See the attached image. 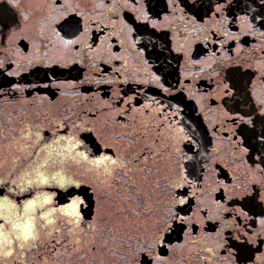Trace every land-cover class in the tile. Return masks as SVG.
<instances>
[{"label": "flooded vegetation", "instance_id": "1", "mask_svg": "<svg viewBox=\"0 0 264 264\" xmlns=\"http://www.w3.org/2000/svg\"><path fill=\"white\" fill-rule=\"evenodd\" d=\"M0 135V264H264V0H0Z\"/></svg>", "mask_w": 264, "mask_h": 264}, {"label": "rangeland", "instance_id": "2", "mask_svg": "<svg viewBox=\"0 0 264 264\" xmlns=\"http://www.w3.org/2000/svg\"><path fill=\"white\" fill-rule=\"evenodd\" d=\"M5 139L6 138H3L2 135H0V197L9 198L11 199L12 202L16 203L15 204L16 206H18L21 200L19 201L14 200L15 198L14 195L10 194V190H14L12 187L13 185H16V187L18 186V189H16V193L19 194L18 192L20 191V189H21L20 193H23L24 191H26L25 190L26 185L34 184L35 182L39 183V176L37 175V173L42 175L44 178H47L48 180H51L54 176L52 175V173L42 172V170L39 168H30L28 167V165H26L27 167L26 166L24 167L25 163L31 164L30 161L29 162L23 161L21 157L15 153L16 150L14 149L13 150L7 149L6 151H2L7 146L6 143H9V141ZM11 144L15 145V147L18 149L19 148L23 149L24 148L23 145H25L26 142L23 140H18V141L14 140V141H11ZM10 149H12V147H10ZM38 157L39 156L32 159V162L36 161ZM41 158L45 159L42 156ZM59 170L61 172V173H58L59 181H63L65 183L67 180V177H71L69 174L70 172H67L66 175H64L63 170L61 168H59ZM43 185H46V184H43ZM36 188H37L36 192L33 193V195L37 193L34 197L38 196V198H36L37 207H36L35 212L37 211V208L40 206L39 203L42 202L44 196H48V197L50 196V186H47V187L42 186V184L39 183ZM15 205L13 208L12 205H8V204L6 205V207H4L5 205L3 204V207H0V217L4 214L13 215V213L14 214L18 213L19 210L18 208H16ZM0 206L2 205L0 204ZM34 213L32 215H34ZM73 228H74V231H71V233L74 239V236H77L78 234L76 232V226H74ZM5 235L6 237L3 238L4 240H1L3 242L0 241V250H5V247H7V244H8V243H5V240L8 241L9 239H11L10 234H5ZM91 244H93V242Z\"/></svg>", "mask_w": 264, "mask_h": 264}, {"label": "snow or ice", "instance_id": "3", "mask_svg": "<svg viewBox=\"0 0 264 264\" xmlns=\"http://www.w3.org/2000/svg\"><path fill=\"white\" fill-rule=\"evenodd\" d=\"M103 159H110L108 157H105ZM37 175L39 176V183L40 184H46L48 183V179L44 178L42 175H40L39 173H37ZM52 179H55V177H53ZM61 187H63V183H61L60 185ZM50 201V197L48 196H44L42 202L40 203V207H43V205L47 204ZM37 207V201L36 199H29L28 201H26V203L23 205V212L21 213V216H23V220H20V217H17V223H14L12 225V227L14 229H17V233H16V238L21 240L22 242L29 240L30 238H34L33 236V232L35 230L36 227V223H35V216L32 215ZM71 208L73 211H75L76 208V202L75 201H70L68 205L65 206V212L68 215H71V212H67V209ZM47 214H44L41 218L44 219L46 217ZM78 215V213H77ZM48 224L52 223V221H47ZM44 225H41V227H43ZM0 227H3L2 225H0ZM3 233H0V235H2ZM5 243H9V241L5 240ZM6 255L8 253H5Z\"/></svg>", "mask_w": 264, "mask_h": 264}, {"label": "water", "instance_id": "4", "mask_svg": "<svg viewBox=\"0 0 264 264\" xmlns=\"http://www.w3.org/2000/svg\"><path fill=\"white\" fill-rule=\"evenodd\" d=\"M259 142L261 143V145H259V144L257 143V144L259 145L258 148H259V149H261V148L263 149V148H264V145H263V144H264V140H263V139H260Z\"/></svg>", "mask_w": 264, "mask_h": 264}, {"label": "trees", "instance_id": "5", "mask_svg": "<svg viewBox=\"0 0 264 264\" xmlns=\"http://www.w3.org/2000/svg\"><path fill=\"white\" fill-rule=\"evenodd\" d=\"M8 224H9V223H8ZM9 228H12V229H14V228L12 227V225H11V224H10Z\"/></svg>", "mask_w": 264, "mask_h": 264}]
</instances>
